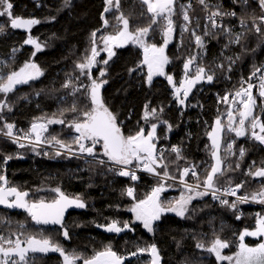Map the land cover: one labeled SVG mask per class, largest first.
<instances>
[{"label": "trees", "instance_id": "trees-1", "mask_svg": "<svg viewBox=\"0 0 264 264\" xmlns=\"http://www.w3.org/2000/svg\"><path fill=\"white\" fill-rule=\"evenodd\" d=\"M198 2V0H195ZM13 4L12 13L25 19L34 18L38 24L31 26L30 32L24 29H11L5 27L0 34V65L2 73L19 70L26 62L36 63L42 75L27 84L17 85L16 89L8 94L7 102L11 111H0V128L5 122L14 124V131L25 133L33 119L45 118L46 122L56 114L58 118L71 121L77 113L70 109L75 102L78 107L89 104L83 95V87L90 84L86 75H81L76 68V63L82 62L86 54H90L91 33L97 29V45L99 37L116 32L115 16L119 15L115 9L106 13L109 27L105 28L101 13L104 9L103 0H69L65 6V0H10ZM191 4L189 8V31L182 32L183 20L180 5ZM209 8L219 5L222 11H235L236 17L244 18L248 29L235 22L225 21L221 25L230 27L232 38L235 34L244 32V38L239 44L229 43V37L222 34L221 28L212 29L207 26L214 36H204L205 24L203 23V11L195 3L188 0H177L174 5L176 14L172 17L174 32L172 43L166 48V56L169 63L166 66V74L173 77L174 83L184 77L183 64L190 56H197V64H202L210 73H214L212 83L206 81L196 84L189 94L184 105L177 103L174 98L172 85L167 79L154 80L150 85L145 84V77L140 65L143 50L136 45L128 46L116 51L115 55L105 65L101 61L104 55H100L99 63L92 74L94 78L106 80L101 88V97L109 110L115 114L121 131L124 135L134 134L141 127L150 130L152 123L157 120L143 119L145 105L148 110L155 108L161 119L168 124H159L157 127V148L165 149L164 155L169 163V171L178 177L179 169L185 166L195 167L203 180L205 169L213 163L211 159V143L207 135L212 130L214 122L220 119L225 125L222 134L220 156L223 158V168L231 165V170H226L224 176L218 178L220 187L227 186L225 181L231 179L232 185L244 182L239 194H251L258 191L264 178H253L245 175L251 167L254 171L264 162V145L251 139L250 133L242 137H236L235 133L226 130L225 113L228 104L220 98L224 95H234L240 85L241 79H247L255 66L264 65V43L261 37L252 29L253 16L262 13L257 0H249V5L241 6L233 4L232 0H208ZM121 11L129 17L132 30L137 26H147L150 16L140 0H121ZM0 23L8 24L7 17H0ZM164 21L153 25L155 31H150L146 41L158 46L162 43L161 28ZM262 31L264 28L261 27ZM195 30L201 35L205 47L200 49L195 44L191 32ZM29 35L41 44V51L36 52L34 46L25 44ZM227 45V47H225ZM249 51H244V49ZM13 49H16L13 52ZM256 49L253 53L250 50ZM35 55L33 56V53ZM240 59H236V57ZM231 58L235 63H231ZM222 64L220 68L217 65ZM231 64V71H227ZM193 69L195 65L192 66ZM105 70L104 77H100V70ZM135 69V71H131ZM260 73H257L259 75ZM69 82L68 88L63 87ZM74 89H80L75 92ZM257 97L255 115L264 120V98L258 96V89H253ZM3 98V94H0ZM34 103L38 108V115L32 117V105L25 108L27 103ZM230 103V100H229ZM64 112L63 117L59 113ZM171 130H168V125ZM6 131V130H5ZM76 135L64 124H49L46 139L52 136L70 141ZM234 142L232 153L226 152L227 144ZM48 145V144H47ZM53 147H59L54 143ZM172 146H178L182 159H176V153L170 151ZM245 150L243 158L239 156L240 149ZM97 159H107L99 156L102 149L97 145ZM44 152L33 147L17 148L13 143L0 139V173L6 175L10 186H15L29 193L26 199L36 201L44 199L50 201L55 198L54 188H60L69 197H80L85 203L82 210H68L65 212L64 224L70 233V239L65 240L60 226L35 225L27 213L22 209L6 208L0 206V236L15 239L12 233L19 231L18 225L24 224L28 234L43 233L58 241L67 252L73 251L84 257H90L97 251H103L105 246H111L118 254L126 257L124 264H150L151 257L148 254L130 256L138 247H147L155 244L160 255V264H217L216 259L207 251L197 248L198 242L206 246L219 237L229 242L230 247L224 250V254H234L239 234L246 229H255L256 219L264 216L263 208L241 206L242 216L237 219L236 209L222 206L213 202L208 197H195L187 206L185 218L174 214H164L160 220L154 223L153 232H145L140 225L131 223L132 230H125L119 234L101 231L97 225H106L113 220L121 224L125 221L132 222V215L128 209L132 204L145 196L158 183L157 180L139 177L133 182L129 177H121L108 171L104 165L85 163V160L56 156L53 152ZM12 156L6 165L2 164L5 156ZM86 156V155H85ZM239 162L240 167L236 168ZM163 171V169H158ZM166 185V191L161 193V200L167 202L175 200V187ZM135 189L133 198L125 194L127 187ZM195 196V194L191 193ZM23 239V236H21ZM248 246L260 243L245 237ZM32 264H62L59 253H31ZM76 264H82L77 261Z\"/></svg>", "mask_w": 264, "mask_h": 264}, {"label": "snow or ice", "instance_id": "snow-or-ice-1", "mask_svg": "<svg viewBox=\"0 0 264 264\" xmlns=\"http://www.w3.org/2000/svg\"><path fill=\"white\" fill-rule=\"evenodd\" d=\"M232 2L241 6L249 5V0H232ZM68 3L69 0H65V6ZM103 3L104 9L101 13V19L103 20L104 27L110 26L105 14L115 9L116 12H119V15L115 16L117 22L115 27L117 30L113 34L99 37L103 42L102 49L97 45V32L100 30L93 31L90 37V54H86L82 62L76 63V68L80 71V74L82 76L86 75L90 80L89 85L82 86L84 89L83 95L89 101V104L78 107L74 102L70 111L77 113V115L71 121L58 118L56 114H53L52 117L46 118V122H40L45 120L42 117L32 122L30 129L23 136L14 132V124L5 122L2 128H0V134L10 138L20 148L26 147V144L21 143L22 140L28 141L33 146L34 151L37 145L42 143L52 145L54 143L59 146L55 153L56 156L61 155V149L69 153L70 156L86 155L92 157V160H85V163L96 162L101 165H108L109 172L121 177H129L133 181L139 179L137 170L158 177L157 185L151 189L145 198L135 201L128 209L133 214L134 221H125L121 224L119 221L113 220L106 225H97V227H101L109 233L119 234L125 230L131 231V223L134 222H139L145 230L151 233L154 231V222L160 220L162 214L173 212L177 216L185 218L189 203L195 197L207 196L210 193L213 199L218 200L222 206H228L233 210L236 209L237 202L246 203L252 201L264 204V181L261 182V187L258 191H253L251 194L243 196L237 195V193L244 186V182L233 186L231 179H229L225 181L227 186L220 187L218 185V178L224 176L226 170H231V165H228L227 169L222 167L224 161L219 154L222 134L225 131V125L220 119L215 121V126L207 133L211 141L210 155L214 162L205 169L206 174L203 180H201L200 174L196 171L195 167L179 169L178 177L169 171V163H174V161H167L164 150L158 149L156 144L158 140V125L168 124L167 121L161 119L159 114L163 112V108L158 113L155 108L149 111L148 105H145L143 119L147 123L149 118H152L157 120L158 123H152L148 131L144 127H141L134 134H123L115 114L109 110L101 97L100 90L107 81L94 78L92 74L93 67L98 63L97 57L100 55V51L107 52L108 59L102 61L107 65L109 60L115 55L113 48L124 47L129 43L141 48L143 50V60L141 63L147 67V81L151 83L154 76H165L169 85H172L174 98L180 105L185 104L196 84L204 81L212 83L214 73H210L202 64H197V56H190L184 62V77L178 82V86L174 83L173 77L166 75L164 72V66L169 63V58L165 55V48L173 37L174 22L172 17L176 14L174 5L177 3V0H141L150 16V23L143 27L137 26L134 31L130 25L129 17L125 16L121 11V0H103ZM198 3L206 11L209 10L208 0H198ZM257 3L262 14L258 17H251V27L261 37V43H264V31L256 23L258 20L260 24H264V0H257ZM213 7L215 10L211 11L210 15L206 17V21L210 22L212 29L221 28L222 34L229 37V43L239 44L244 38L245 33H237L233 39L231 28L219 24L216 19L217 17L221 19L224 17H234L237 13L235 11H222L219 5ZM189 8H191V4L180 5V11L185 21V24L181 25L182 32L189 31ZM12 9L13 4L10 0H0V17L6 16L9 22L7 25L0 23V34L4 33L7 26H10L11 29H24L30 32L31 26L39 23V20L34 18L25 19L14 16ZM160 21H164L161 28L163 44L158 46L147 42L146 38L149 36L150 31H155L153 25H157ZM240 24L243 28L248 29V24L244 18L240 19ZM191 35L194 37L197 47L203 49L205 44L202 36L198 35L195 30L191 32ZM203 35L214 36L215 33L210 32L206 25ZM24 43L34 46L36 52L41 51V44L30 35ZM15 51L16 49H13V52ZM244 51L247 52L249 50L245 48ZM250 51L254 53L256 49H251ZM34 55L35 52L33 53ZM226 59H229L231 63H235L230 57ZM236 59H240V57L238 56ZM3 63V61H0V65ZM193 65H195L194 69ZM139 66L137 65V67ZM217 67L223 68L224 66L220 64ZM131 71H135V69H131ZM227 71H231V64ZM257 73H260V75L257 76ZM105 74V70L101 69L100 77H104ZM41 75L42 71L40 67L34 62H26L19 70H13L6 74L0 70V94H3V98H0V111L4 109L11 111V106L6 98L9 93H12L16 89L17 85L27 84ZM254 79L259 80L258 85L253 83ZM245 84H247V87H244ZM240 85L234 95H231V103H229V95H224L220 98L223 103L228 104L226 130L229 133H235L236 137H242L250 133L251 139L264 145V120L261 119V116L254 114L257 108V97L253 94V89L257 88L258 96L264 98V65L258 67L254 65L251 75L246 80L242 78ZM69 86V82H65L63 85L65 88ZM77 91H80V89H74L72 94L74 95ZM234 105H239V107L234 108ZM261 107H264V104ZM65 111H68V109L62 110L59 113V117H63ZM49 124H64L75 132L76 135L70 141L61 140L56 136L46 139L44 133L48 132ZM168 130H171L170 124L168 125ZM233 144L234 142L227 144L226 152L230 155L233 154ZM97 145L102 149L99 156L106 157V160H97ZM170 151L176 153L177 160L183 158L178 146H172ZM47 154L46 152L44 153V155ZM244 155L245 150L241 148L239 156L243 158ZM11 159H13L12 156H5L2 164L6 165ZM239 167V162H237L236 168L238 169ZM158 169H163V171H158ZM189 174L195 178V184L187 183L185 178ZM245 175L253 178H264V162H262L260 167H256L254 171L250 167ZM167 180H178L184 186V192L178 199L165 204L161 200V193L166 191L165 181ZM201 187H203V191L199 190ZM51 191L56 195L50 201L44 199L30 201L26 199L29 195L28 192L22 191L15 186H10L6 175L0 173V205L9 209H22L35 225H59L64 239L68 240L71 237L67 226L64 224L66 210L69 207L84 208L86 205L80 197H69L60 188H54ZM193 192L195 196L191 194ZM125 194L135 200L134 189L132 187H128L125 190ZM222 196H233L236 197V200L229 201L222 199ZM237 219H240V217L237 216ZM3 222V219L0 218V223ZM18 229L17 233H12V235L16 236L14 240L0 236V264H32V258L29 257V253L47 254L49 252L59 253L60 257H62V264H76L77 261H82V264H124L126 259L125 256L114 251L111 246H105L103 251H97L90 257H84L75 251L69 253L58 241H54L43 233L28 234L24 224H19ZM21 236H23V239H21ZM249 236L264 237V216L258 215L254 230L249 231L246 229L239 234L240 243L234 255L222 254V250L229 248L230 245L229 242L219 237L211 241L207 246L203 242H198L196 247L215 256L217 264H220L222 261H228L229 264H264V241L254 247H250L244 242L245 237ZM138 254H148L151 257L150 264H160V255L155 244L148 245L147 247H138L135 252L129 255L137 256Z\"/></svg>", "mask_w": 264, "mask_h": 264}, {"label": "built area", "instance_id": "built-area-1", "mask_svg": "<svg viewBox=\"0 0 264 264\" xmlns=\"http://www.w3.org/2000/svg\"><path fill=\"white\" fill-rule=\"evenodd\" d=\"M188 1L197 4V5L202 9V11H203V23H204L205 25L211 27L210 22H207V21H206V17H207L208 15H210L211 11H213V10L209 8V10L206 11V10L203 8V6L200 5V4H199L197 1H195V0H188ZM216 19H217V22H218L219 24H222L223 22L228 21V22H235V23H238L239 26L241 25V24H240V19L237 18L236 16H234V17H224L223 19H221L220 17H217ZM251 23H252V21H251ZM256 23L259 24L260 27H263V28H264V24H260V22H259L258 20L256 21ZM259 75H260V74H259ZM259 75H257V76H259ZM253 83H254L255 85H258V84H259V80H258V79H254V80H253ZM240 86H241V85H239V87H240ZM239 87H238V88H239ZM244 87H247V84H245ZM238 88H237V89H238ZM237 89H236V90H237ZM256 89H257V88H256ZM34 121H36V120L33 119V120L31 121V123H30L28 129H30L31 124H32V122H34ZM40 122H41V121H40ZM14 132L17 133V134L20 135V136H23V135H24V133H19V132H17V131H14ZM45 136H46V133H44V137H45ZM0 139H3V140H6V141H9V142L13 143L12 140H11L10 138H8V137H6V136H4V135H2V134H0ZM21 143L26 144V147H33L32 145H30V144L28 143V141H24V140H22ZM13 144H14V143H13ZM14 145H15L17 148L21 149L20 147L17 146V144H14ZM35 148H40V149L47 150L48 152H53V153H56V151L58 150L57 147L49 146V145L44 144V143H42V144H40V145H37ZM159 149H163V150L165 151V149H164L163 147H160ZM60 151H61V155H64V156L74 157V158H79V159H84V160H89V161L92 160V157H88V156H78V155H71V156H70L69 153H67L66 151H64V150H62V149H61ZM97 160H99V159H97ZM98 164H99V163H98ZM104 166H106V167L108 168V165H104ZM185 167L192 168V166H185ZM185 167H182L181 169H183V168H185ZM195 169H196V168H195ZM196 171H197V170H196ZM137 176H138V177H147V178H151V179H154V180H157V181L159 180L158 177H156V176H154V175H152V174H149V173H147V172L140 171V170H137ZM178 176H179V175H178ZM185 179H186L187 183H190V184H195V183H196L195 178H193L190 174H189V176L186 177ZM132 181H133V180H132ZM133 182H135V181H133ZM165 184L170 185V186H173V187L176 188V189H175V195H174V197H175L176 199H178V198L180 197V195L184 192V186H183L182 184H180V183L178 182V180H167V181H165ZM129 187H132V188L134 189L133 186H129ZM127 188H128V187H127ZM127 188H126V189H127ZM199 190H200V191H203L204 189H203V187H201ZM134 192H135V189H134ZM193 194H195V193L193 192ZM237 195L243 196V195H245V194L242 195V194L237 193ZM203 197H208V198H210L213 202L219 203L218 200H214V199H213L211 193H210L209 195H207V196H203ZM221 198H222V199H227V200H229V201H235V200H236V197H233V196H226V197H225V196H222ZM241 206H250V207H256V208H263V209H264V204H260V203H256V202H252V201H249V202H246V203H239V202H237L236 214H237V216H239V217L242 216V209L240 208Z\"/></svg>", "mask_w": 264, "mask_h": 264}, {"label": "rangeland", "instance_id": "rangeland-1", "mask_svg": "<svg viewBox=\"0 0 264 264\" xmlns=\"http://www.w3.org/2000/svg\"><path fill=\"white\" fill-rule=\"evenodd\" d=\"M141 1V0H140ZM172 39H173V37H172ZM172 39H171V41L169 42V44L167 45V47L172 43ZM163 44V37H162V43H161V45ZM128 46H133V44H131V43H129V44H127V45H125L124 47H119V48H113V51L116 53V51L117 50H119V49H123V48H126V47H128ZM98 47L100 48V49H102L103 48V42H102V40L100 41V44L98 45ZM166 47V48H167ZM166 48H165V55H166ZM100 55H104V60L105 59H108V55H107V52H105V51H100ZM100 55L97 57V61H98V63L100 62L99 61V57H100ZM142 60H143V54H142V59H141V62H142ZM103 61V60H102ZM101 61V62H102ZM140 62V69H142V73L144 74V77H145V84L148 86V85H150L154 80H157V79H161V80H166V77L165 76H154L153 77V79H152V81H151V83H149L148 81H147V67L146 66H144L142 63ZM97 63V64H98ZM103 63V62H102ZM96 64V65H97ZM96 65L93 67V69L96 67ZM166 66H167V64L164 66V72L166 73ZM167 75V74H166ZM230 103H231V98H230ZM28 105H32V106H30L31 107V110H33V113H32V117L34 118V116L36 115H38L37 113H38V108H37V106L34 104V103H27L26 104V106H25V108H27V107H29ZM239 107V105H234V108H238ZM225 120H226V123H227V111H226V113H225ZM237 120H238V117H237ZM227 125V124H226ZM215 126V122H214V125H213V127ZM212 127V128H213ZM210 143H211V141H210ZM214 162V161H213ZM175 198V197H174ZM176 199V198H175ZM83 208H76V207H69L66 211H68V210H82ZM164 214H174V215H176L175 213H173V212H166V213H164ZM164 214H162V215H164ZM131 215H132V221H134V216H133V214L131 213ZM177 216V215H176ZM155 222H157V221H155ZM154 222V223H155ZM135 224H137V225H140L142 228H143V226H142V224H140L139 222H134ZM52 226H59V225H52ZM101 231H103V232H106L103 228H101L100 229ZM143 230L145 231V232H147V233H149L147 230H145L144 228H143ZM249 239H251V240H254V241H257V240H259L260 242H262V241H264V237H248ZM239 243H240V241H238V243H237V246H236V250H235V252L238 250V245H239ZM256 246V245H255ZM250 247H254V246H250ZM224 250L225 249H223L222 250V254L223 255H234V254H224ZM234 252V253H235ZM49 253H52V252H49ZM29 254H31V253H29ZM48 254V253H47ZM211 255V254H210ZM213 256V255H212ZM214 258H215V256H213ZM220 264H229V262L228 261H222V262H220Z\"/></svg>", "mask_w": 264, "mask_h": 264}, {"label": "bare ground", "instance_id": "bare-ground-1", "mask_svg": "<svg viewBox=\"0 0 264 264\" xmlns=\"http://www.w3.org/2000/svg\"><path fill=\"white\" fill-rule=\"evenodd\" d=\"M37 149L41 150V151L44 152V153H45V152H46V153L48 152L47 150H43V149H40V148H37ZM83 160H84V159H83ZM88 161H89V160H88Z\"/></svg>", "mask_w": 264, "mask_h": 264}, {"label": "water", "instance_id": "water-1", "mask_svg": "<svg viewBox=\"0 0 264 264\" xmlns=\"http://www.w3.org/2000/svg\"><path fill=\"white\" fill-rule=\"evenodd\" d=\"M1 206V205H0Z\"/></svg>", "mask_w": 264, "mask_h": 264}]
</instances>
